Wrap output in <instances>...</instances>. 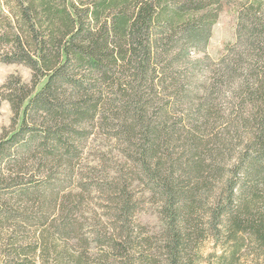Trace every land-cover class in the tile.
Wrapping results in <instances>:
<instances>
[{
    "label": "trees",
    "instance_id": "trees-1",
    "mask_svg": "<svg viewBox=\"0 0 264 264\" xmlns=\"http://www.w3.org/2000/svg\"><path fill=\"white\" fill-rule=\"evenodd\" d=\"M0 61V264H264V0H0Z\"/></svg>",
    "mask_w": 264,
    "mask_h": 264
},
{
    "label": "rangeland",
    "instance_id": "rangeland-1",
    "mask_svg": "<svg viewBox=\"0 0 264 264\" xmlns=\"http://www.w3.org/2000/svg\"><path fill=\"white\" fill-rule=\"evenodd\" d=\"M235 5H231L230 8L222 9L217 16L215 23L212 25L210 30V36L206 44L205 53L208 54L212 59H216L224 45L234 38V20H235ZM202 53L192 52V56H201ZM17 72L21 75L25 81L29 80L30 69L23 64L19 63H6L0 61V84L4 82L6 77L12 73ZM11 122V110L6 100L0 99V132L5 128H9ZM92 156H108L113 160L123 161L122 156L118 153L114 146L113 139H107L101 137L93 141ZM97 160V159H95ZM137 184L134 182V185ZM91 199L88 204L83 205V210L78 217V222L82 221L86 230H91V226L94 225L95 218L93 216L95 210H100L103 204L97 193L92 192ZM139 210L136 212V222L146 232L156 230L158 226V215L156 212L155 204L148 201L147 197H141ZM99 208V209H98ZM83 216V217H82ZM204 250H207L211 243L206 241L203 243Z\"/></svg>",
    "mask_w": 264,
    "mask_h": 264
}]
</instances>
